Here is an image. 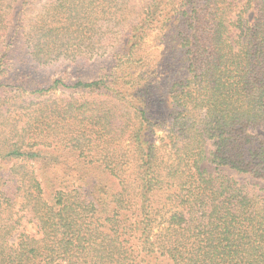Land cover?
<instances>
[{
  "label": "trees",
  "instance_id": "1",
  "mask_svg": "<svg viewBox=\"0 0 264 264\" xmlns=\"http://www.w3.org/2000/svg\"><path fill=\"white\" fill-rule=\"evenodd\" d=\"M258 129L264 0H0V264H264V193L201 168L264 181Z\"/></svg>",
  "mask_w": 264,
  "mask_h": 264
},
{
  "label": "rangeland",
  "instance_id": "2",
  "mask_svg": "<svg viewBox=\"0 0 264 264\" xmlns=\"http://www.w3.org/2000/svg\"><path fill=\"white\" fill-rule=\"evenodd\" d=\"M239 2L242 4L243 2H245V0H239ZM38 7L36 6V8L34 9L36 11ZM255 15V9L252 10L251 12H249L246 15V18L248 21H251L253 19ZM29 17H33V16H29ZM21 50H17L14 49L12 51L13 56L15 57V59L13 58V62H11V64H14V62L16 61H20V53ZM165 44H163V41L156 36V33H154L153 35H150L147 39L146 42L144 44V53L148 56V58L151 59L153 64L156 63H164V59H165ZM115 54V51H113V49L107 53L105 56H101V57H97L94 60H80L79 62H71V61H66V62H54L53 64L50 65H44L40 68H35V66L33 65V62H31L33 68L36 70V72H38L40 74V76L44 79V80H52L54 78L57 77H65L67 79H73V78H82V79H93L95 78L100 70L102 68H104V66L106 67L107 65H110V63L113 60V56ZM18 59V60H16ZM17 68V67H15ZM13 73H17V72H13V70H11V74ZM158 75L157 77H160V72H157ZM13 78H14V74H13ZM13 78L9 79L8 81H13ZM12 83V82H11ZM166 105L165 104H161L160 106H157V108H155L156 114L158 115H165L166 114ZM254 132L258 135H260V137L264 138V129H258V130H254ZM159 134H163V131H159ZM212 149V145H208V150ZM201 168L203 170H205L207 173H222L224 175H229L233 178H235L239 184H244L245 182H253L257 184L258 190L262 193H264V181L259 180V179H255L247 174H241L236 172L234 169H231L229 167L226 166H217L215 165V163L211 162L210 160H205L202 165ZM103 193L101 195L102 200L106 199V194L104 193V191H107L106 189H102ZM21 200V197L19 198V201ZM21 202V201H20ZM19 204V203H18ZM22 215V219H21V224L19 225V230L16 232V235L19 234L20 231H24L30 235L33 236H39L40 234V228H39V224L37 222V219H35V217L33 216V213L26 209L24 211H22L20 213Z\"/></svg>",
  "mask_w": 264,
  "mask_h": 264
}]
</instances>
